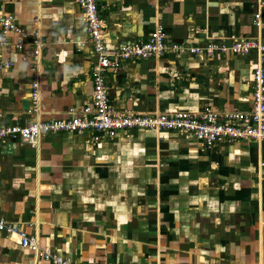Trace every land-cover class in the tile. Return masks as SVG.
Here are the masks:
<instances>
[{"label": "crops", "instance_id": "obj_1", "mask_svg": "<svg viewBox=\"0 0 264 264\" xmlns=\"http://www.w3.org/2000/svg\"><path fill=\"white\" fill-rule=\"evenodd\" d=\"M24 42L0 50V125L65 116L90 101L93 57L74 0H0ZM262 1V5L258 2ZM107 46L166 40L201 46L252 37L264 46V0H96ZM259 13L254 24L253 14ZM37 30L33 64L27 35ZM24 58H21V56ZM264 69V50L261 53ZM255 53H172L105 72L116 110H248ZM39 83L28 113L29 82ZM0 216L75 264H264V141L200 147L174 131L132 129L96 141L57 132L0 144ZM0 264H51L0 232Z\"/></svg>", "mask_w": 264, "mask_h": 264}, {"label": "built area", "instance_id": "obj_2", "mask_svg": "<svg viewBox=\"0 0 264 264\" xmlns=\"http://www.w3.org/2000/svg\"><path fill=\"white\" fill-rule=\"evenodd\" d=\"M74 2L79 8L84 24L85 39L81 44L89 45V52L93 57V63L88 72L91 83L89 103L79 109L67 107L63 117L0 125V144L8 139L34 146L45 134L57 132L86 133L89 140L96 141L118 131L132 129L178 132L185 138H193L202 148L231 140L264 141V69L261 65V52L264 46L257 39L230 36L228 44L207 40L201 46H185L166 40L162 27L157 25L143 40H123L115 46H107L102 35L103 24L97 11L96 0H74ZM258 5H262V1H259ZM258 17L259 13L254 12V24H257ZM14 19L12 13L2 10L0 1V50L9 44L10 34H17L12 42V46L17 51H21L24 47L20 37L21 29L16 26ZM27 35L30 37L28 45L32 62L35 64L40 58L41 42L37 30ZM165 50L176 54L200 51L212 54L216 51H229L238 55H247L254 52L250 108L220 110L205 106L194 112L168 110L146 113L114 109L106 91L105 72L116 70L125 61L158 58ZM21 58L24 56L22 55ZM12 64L11 60L0 54V70L4 71ZM38 93L39 83L33 77L29 82L28 113L36 112ZM0 232L17 242L20 247L30 250L35 258L49 261L51 264H75L55 251L39 247L35 233H26L2 216H0Z\"/></svg>", "mask_w": 264, "mask_h": 264}, {"label": "rangeland", "instance_id": "obj_3", "mask_svg": "<svg viewBox=\"0 0 264 264\" xmlns=\"http://www.w3.org/2000/svg\"><path fill=\"white\" fill-rule=\"evenodd\" d=\"M261 53H262V52H261ZM259 54H260V53H259ZM259 54H258V55H259ZM258 55H257V56H258Z\"/></svg>", "mask_w": 264, "mask_h": 264}]
</instances>
